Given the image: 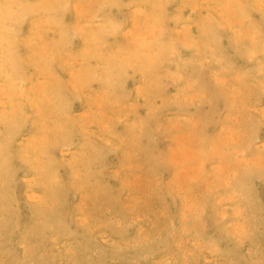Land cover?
<instances>
[{
	"label": "rangeland",
	"instance_id": "obj_1",
	"mask_svg": "<svg viewBox=\"0 0 264 264\" xmlns=\"http://www.w3.org/2000/svg\"><path fill=\"white\" fill-rule=\"evenodd\" d=\"M0 11V264H264V0Z\"/></svg>",
	"mask_w": 264,
	"mask_h": 264
},
{
	"label": "bare ground",
	"instance_id": "obj_2",
	"mask_svg": "<svg viewBox=\"0 0 264 264\" xmlns=\"http://www.w3.org/2000/svg\"><path fill=\"white\" fill-rule=\"evenodd\" d=\"M234 2V1H233ZM92 3V2H91ZM153 3V2H152ZM236 5V4H235ZM228 6V5H227ZM237 6V5H236ZM73 7V6H72ZM77 7V6H76ZM87 7V6H86ZM226 7V6H225ZM229 7V6H228ZM88 8V7H87ZM7 9V8H6ZM138 9V8H137ZM225 9V8H224ZM228 8H226L225 10H227ZM231 11V10H230ZM237 11V10H236ZM1 12V11H0ZM238 12V11H237ZM241 12V11H240ZM228 13V12H227ZM3 16V15H2ZM236 17H237V15H236ZM241 19V18H240ZM249 19V18H248ZM104 21V20H103ZM243 21V20H242ZM107 22V21H106ZM211 22V21H210ZM230 22V21H229ZM235 22V21H234ZM237 22V21H236ZM181 23V22H180ZM76 24V23H75ZM90 24V23H89ZM164 24V23H163ZM73 25V24H72ZM141 25V24H140ZM159 26V25H158ZM164 26V25H163ZM142 27V26H141ZM187 27V26H186ZM3 28V27H2ZM106 28V27H105ZM109 28V27H108ZM206 29V28H205ZM55 30V29H54ZM82 30V29H81ZM179 30V29H178ZM106 31V30H105ZM201 31V30H200ZM241 31V30H240ZM254 31V30H253ZM78 32H80V31H78ZM163 32V31H162ZM128 34V33H127ZM257 34V33H256ZM137 35V34H136ZM153 35V34H152ZM249 35V34H248ZM97 37V36H96ZM240 37V36H239ZM23 38V37H22ZM157 38V37H156ZM247 38V37H246ZM4 39V38H3ZM91 39H92V37H91ZM177 39V38H176ZM12 40V39H11ZM210 40V39H209ZM87 41V40H86ZM250 41V40H249ZM142 42V41H141ZM10 43V42H9ZM212 43H213V41H212ZM6 44H8V43H6ZM189 44V43H188ZM92 45V44H91ZM187 45V44H186ZM61 46V45H60ZM195 46V45H194ZM205 46V45H204ZM208 46V45H207ZM206 46V47H207ZM256 46V45H255ZM83 47V46H82ZM164 47V46H163ZM211 47H213V46H211ZM198 48V47H197ZM175 49V48H174ZM204 49V48H203ZM217 50V49H216ZM35 51V50H34ZM36 52V51H35ZM139 52V51H138ZM149 52V51H148ZM247 52V51H246ZM252 52V51H251ZM254 52V51H253ZM4 54V53H3ZM211 55V54H210ZM7 56V55H6ZM69 56V55H68ZM138 56V55H137ZM136 56V57H137ZM212 56V55H211ZM101 57V56H100ZM67 58V57H66ZM134 58V57H133ZM79 64V63H78ZM8 65V64H7ZM5 70V69H4ZM219 71V70H218ZM39 73V72H38ZM90 75H92V74H90ZM179 75V74H178ZM214 75V74H213ZM156 77V76H155ZM92 78H93V76H92ZM224 79V78H223ZM78 80V79H77ZM83 80H84V78H83ZM91 80V79H90ZM214 80V79H213ZM14 82V81H13ZM72 83V82H71ZM204 84V83H203ZM10 85V84H9ZM79 85V84H78ZM146 85V84H145ZM185 85V84H184ZM217 85V84H216ZM226 86V85H225ZM19 89V88H18ZM42 89V88H41ZM105 91H107V90H105ZM212 93V92H211ZM199 95V94H198ZM170 96V95H169ZM166 97V96H165ZM188 98V97H187ZM105 99V98H104ZM104 99H102V100H104ZM179 99V98H178ZM108 102V101H107ZM33 103V102H32ZM39 107V106H38ZM37 111V110H36ZM105 111V110H104ZM97 112H98V110H97ZM88 113V112H87ZM100 113V112H99ZM115 114V113H114ZM180 118V117H179ZM86 120H88V119H86ZM105 120V119H104ZM113 120V119H112ZM102 121V120H101ZM9 122V121H8ZM40 122V121H39ZM109 122V121H108ZM13 123V122H12ZM8 125V124H7ZM62 125H63V123H62ZM43 126V125H42ZM60 126V125H59ZM64 126H66V125H64ZM105 126H107V125H105ZM180 128V127H179ZM6 129V128H5ZM4 132V131H3ZM131 133V132H130ZM140 133V132H139ZM64 134V133H63ZM67 136V135H66ZM136 136V135H135ZM178 136V135H177ZM173 138V137H172ZM28 142V141H27ZM116 144V143H115ZM30 145V144H29ZM87 145V144H86ZM85 145V146H86ZM26 146V145H25ZM22 148V147H21ZM175 149V148H174ZM172 150V149H171ZM89 152V151H88ZM47 153V152H46ZM124 154V153H123ZM169 154V153H168ZM172 154V153H171ZM47 155V154H46ZM82 155H84V154H82ZM173 155V154H172ZM74 156V155H73ZM48 158V157H47ZM79 158V157H78ZM103 158V157H102ZM170 158V157H169ZM26 159V158H25ZM49 159H50V157H49ZM82 159V158H81ZM86 159V158H85ZM91 159V158H90ZM160 159V158H159ZM35 160H36V158H35ZM48 160V159H47ZM88 161V160H87ZM44 162H46L45 161V159H44ZM47 163V162H46ZM99 163V162H98ZM1 164V163H0ZM48 164H50V163H47V165ZM87 164V163H86ZM85 164V165H86ZM97 164V163H96ZM52 165V164H51ZM76 165V164H75ZM84 165V166H85ZM137 165H139V164H137ZM83 166V165H82ZM36 167V166H35ZM42 167V166H41ZM39 169V168H38ZM50 169V168H49ZM53 169V168H52ZM110 170V169H109ZM77 171V170H76ZM82 172H84V171H82ZM113 173V172H112ZM111 173V174H112ZM182 173V172H181ZM4 174V173H3ZM86 174V173H85ZM98 174V173H97ZM72 175V174H71ZM80 175V174H79ZM179 175V174H178ZM77 176V175H76ZM82 176V175H81ZM72 177V176H71ZM95 177V176H94ZM237 177V176H236ZM235 177V178H236ZM79 178H80V176H79ZM99 178V177H98ZM175 178V177H174ZM173 178V179H174ZM82 180V179H81ZM138 180V179H137ZM28 181V180H27ZM81 182V181H80ZM219 182V181H218ZM222 182V181H221ZM173 183V182H172ZM81 184V183H80ZM184 184V183H183ZM223 184V183H222ZM213 185V184H212ZM224 185V184H223ZM2 186V185H1ZM0 186V187H1ZM177 187V186H176ZM203 187V186H202ZM235 187V186H234ZM241 187V186H240ZM180 188H181V186H180ZM58 189V188H57ZM84 189V188H83ZM104 189V188H103ZM172 189V188H171ZM241 189V188H240ZM60 191V190H59ZM96 191V190H95ZM105 191V190H104ZM153 191V190H152ZM211 191H212V189H211ZM226 191V190H225ZM158 192V191H157ZM209 192V191H208ZM237 192V191H236ZM83 194V193H82ZM153 194V193H152ZM160 194V193H159ZM227 194V193H226ZM39 195V194H38ZM178 195V194H177ZM229 195V194H228ZM44 196V195H43ZM85 196V195H84ZM183 196V195H182ZM233 196V195H232ZM231 196V197H232ZM3 198V197H2ZM86 198V197H85ZM195 198H197V197H195ZM233 199V198H232ZM39 200V199H38ZM56 200V199H55ZM186 200V199H185ZM226 200H228V199H226ZM2 201V200H1ZM0 201V202H1ZM42 201V200H41ZM3 203V202H2ZM47 203V202H46ZM221 204V203H220ZM223 205V204H222ZM51 206V205H50ZM54 206H56V205H54ZM238 206V205H237ZM3 207V206H2ZM200 207V206H199ZM198 207V208H199ZM239 207V206H238ZM4 208V207H3ZM44 208V207H43ZM193 208V207H192ZM235 208V207H234ZM237 208V207H236ZM235 208V209H236ZM33 209V208H32ZM38 209H39V207H38ZM55 209V208H54ZM203 209V208H202ZM53 210V209H52ZM196 210H198V209H196ZM225 210V209H224ZM233 210V209H232ZM187 211V210H186ZM237 211V210H236ZM239 211V210H238ZM1 212V211H0ZM66 212V211H65ZM198 212V211H197ZM222 212V211H221ZM60 213V212H59ZM181 213H183V211L181 212ZM226 213V212H225ZM192 214V213H191ZM235 214V213H234ZM233 214V215H234ZM182 215V214H181ZM3 216H5V215H3ZM60 216H61V214H60ZM222 216V215H221ZM242 216V215H241ZM1 217V216H0ZM199 217V216H198ZM198 217H197V219H198ZM217 217V216H216ZM238 217V216H237ZM5 218V217H4ZM67 219V218H66ZM51 220V219H50ZM243 220V219H242ZM198 221V220H197ZM15 222V221H14ZM46 222H48L47 220H46ZM80 223V222H79ZM47 224H49V223H47ZM237 224V223H236ZM198 226V225H197ZM240 227V226H239ZM253 228V227H252ZM234 230H235V228H233ZM237 229V228H236ZM27 232V231H26ZM234 232H236V231H234ZM239 232V231H238ZM242 232H243V230H242ZM241 234V233H240ZM92 235V234H91ZM177 235V234H176ZM243 238V237H242ZM94 240V239H93ZM84 243V242H83ZM198 243V242H197ZM21 244V243H20ZM68 244V243H67ZM132 245V244H131ZM56 246V245H55ZM68 246V245H67ZM180 246V245H179ZM125 248V247H124ZM59 250V249H58ZM30 251V250H29ZM31 252V251H30ZM190 252V251H189ZM47 253V252H46ZM49 253V252H48ZM54 253V252H53ZM38 254V253H37ZM64 254V253H63ZM65 254H66V252H65ZM44 255V254H43ZM55 256V255H54ZM65 257V256H64ZM40 258V257H39ZM42 258V257H41ZM73 258V257H72ZM77 258V257H76ZM35 259V258H34ZM51 259V258H50ZM36 260V259H35ZM42 260V259H41ZM71 260V259H70ZM74 260H76V259H74ZM40 261V260H39ZM73 261V260H72ZM38 263V262H37ZM41 263V262H40ZM36 264V263H35ZM43 264V263H42Z\"/></svg>",
	"mask_w": 264,
	"mask_h": 264
}]
</instances>
